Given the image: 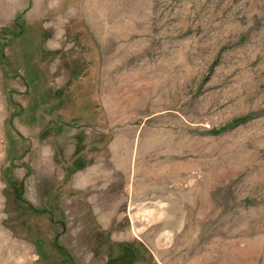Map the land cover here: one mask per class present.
I'll use <instances>...</instances> for the list:
<instances>
[{"label":"rangeland","instance_id":"rangeland-1","mask_svg":"<svg viewBox=\"0 0 264 264\" xmlns=\"http://www.w3.org/2000/svg\"><path fill=\"white\" fill-rule=\"evenodd\" d=\"M0 264H264V0H0Z\"/></svg>","mask_w":264,"mask_h":264}]
</instances>
